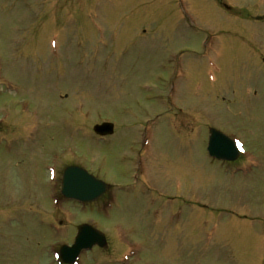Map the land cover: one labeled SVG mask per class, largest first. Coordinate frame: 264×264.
Segmentation results:
<instances>
[{
	"label": "rangeland",
	"instance_id": "rangeland-1",
	"mask_svg": "<svg viewBox=\"0 0 264 264\" xmlns=\"http://www.w3.org/2000/svg\"><path fill=\"white\" fill-rule=\"evenodd\" d=\"M181 2L0 0V71L13 80L16 89L11 95L0 80V109L12 108L8 115L0 111V138L10 140L19 133V126L23 130L14 149L0 145V264H56L50 254L52 244L68 241L67 235L87 216L106 232L108 248L88 253L76 264H118L116 260L126 251L113 232L115 223L143 246L149 223L126 208L133 204L124 205L121 200L120 211L113 213L115 219L80 212L62 201L53 212L47 183L52 182L49 174L54 172L45 169H53L56 177L59 165L80 160L101 178L114 181L123 172L111 179L106 173L112 175L123 166L113 160L126 151L115 144L125 142L127 147L126 138L133 142L143 126L152 127L155 136V159L148 157L146 163L155 160L157 185L175 195L171 185L178 181V189L188 197L193 194V199L196 195L198 203L204 196L208 200L218 195L212 187L215 184L227 186L222 172L208 164L203 154L207 125L242 137L264 160V23L253 21L264 15V0ZM180 5L185 10H179ZM35 23L42 24L36 29ZM205 31L219 33L220 50L211 42L210 50L204 48ZM55 32L59 60L49 58L48 41ZM245 86L255 88L256 95L248 92L245 96ZM62 93L69 98L59 100L56 95ZM21 99L31 101L37 119L32 120L30 109L21 115L13 108L16 102H10ZM178 108L184 113L175 112ZM84 113L90 122L81 116ZM98 120L114 123V145L87 137L91 123ZM33 121L41 122V128ZM24 127L35 136L31 144L30 137L25 141ZM130 148L136 152V145L131 143ZM228 182L242 196L240 178ZM244 184L252 187L247 194L252 209L261 212L264 163ZM228 188L219 189L220 207L231 199ZM139 198L134 193L127 201ZM149 203L150 199L142 201V214L149 210ZM193 208V215H181V231L174 233L176 222L173 225L165 209L157 207L161 236L152 246L147 238V248L142 247L134 264H260L264 250L259 248L256 224L230 217L214 227L213 215L206 218L196 205ZM134 209L138 212L140 207L135 204ZM59 220L61 229L57 228ZM46 221L58 230L52 231ZM211 231L216 242L207 249L200 244L199 233ZM216 243L222 245L219 252H214Z\"/></svg>",
	"mask_w": 264,
	"mask_h": 264
},
{
	"label": "snow or ice",
	"instance_id": "snow-or-ice-1",
	"mask_svg": "<svg viewBox=\"0 0 264 264\" xmlns=\"http://www.w3.org/2000/svg\"><path fill=\"white\" fill-rule=\"evenodd\" d=\"M237 147H240V144H239V142H237Z\"/></svg>",
	"mask_w": 264,
	"mask_h": 264
}]
</instances>
